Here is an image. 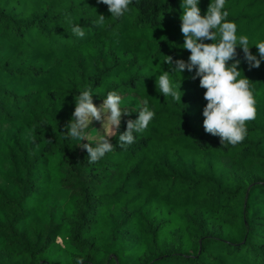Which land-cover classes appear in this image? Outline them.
Segmentation results:
<instances>
[{"label": "trees", "instance_id": "16d2710c", "mask_svg": "<svg viewBox=\"0 0 264 264\" xmlns=\"http://www.w3.org/2000/svg\"><path fill=\"white\" fill-rule=\"evenodd\" d=\"M210 2L199 0L201 15ZM181 3L133 0L115 18L98 0H0V264H264V60L249 70L237 47L256 118L242 142L222 145L203 127L194 71L169 76L181 102L156 88L167 56L190 55ZM223 11L259 58L264 0ZM85 86L97 107L110 91L122 97L120 133L144 100L155 112L135 143L112 137L95 163L80 145H95L100 122L89 141L63 133Z\"/></svg>", "mask_w": 264, "mask_h": 264}, {"label": "clouds", "instance_id": "9594fccd", "mask_svg": "<svg viewBox=\"0 0 264 264\" xmlns=\"http://www.w3.org/2000/svg\"><path fill=\"white\" fill-rule=\"evenodd\" d=\"M133 0H98L108 6L112 17L119 18ZM226 0H214L208 5L207 11L201 15L198 7L199 0H182L181 3V32L184 37L183 49L188 50V60L173 59L167 56L165 63L169 71L156 78V88L165 98L171 96L174 101L181 102V95L170 81L171 73H183L185 70L193 72L192 80L199 78V86L206 91L204 99L207 101L203 108V127L205 132L220 137L221 144L225 142L235 146L242 142L247 135L246 122L256 118V100L250 89V80L244 76L239 78L238 70L241 60L238 59L237 47L242 49L244 61L248 69H258L264 60V40L254 44L258 50L259 58L253 55L249 47V38L246 35L237 37V25L227 19L228 11H223ZM97 26L105 22L103 14L97 15ZM71 24V21H68ZM215 30V31H214ZM72 34L77 37L85 35L79 24L72 25ZM212 41V43H205ZM232 61V63H229ZM181 90V82H180ZM122 97L115 91L107 93L103 103L97 107L93 103L91 86H85L75 96V108L72 118L64 125L65 138L75 140H88L85 133L93 122L102 125V131H97L99 138L95 145L81 144L86 149L88 162L95 163L106 153L115 150L116 146L110 138L118 136L119 147L130 146L136 141L135 133L143 132L153 119L155 112L148 107V100L143 101V106L136 120L126 121V130L120 133L122 116H130L128 109L120 107ZM82 264V261H77Z\"/></svg>", "mask_w": 264, "mask_h": 264}, {"label": "rangeland", "instance_id": "374dc122", "mask_svg": "<svg viewBox=\"0 0 264 264\" xmlns=\"http://www.w3.org/2000/svg\"><path fill=\"white\" fill-rule=\"evenodd\" d=\"M56 195H57L59 201H62L66 197V194L63 193V192H58ZM59 241L61 243L62 242V239L60 238Z\"/></svg>", "mask_w": 264, "mask_h": 264}]
</instances>
